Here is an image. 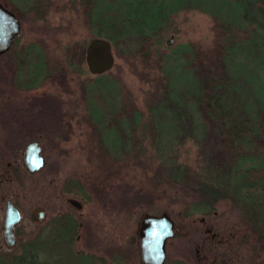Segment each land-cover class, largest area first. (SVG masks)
I'll return each mask as SVG.
<instances>
[{
  "label": "rangeland",
  "instance_id": "1",
  "mask_svg": "<svg viewBox=\"0 0 264 264\" xmlns=\"http://www.w3.org/2000/svg\"><path fill=\"white\" fill-rule=\"evenodd\" d=\"M50 1L53 11L48 21L53 22V30L48 40L43 38V45H48L52 50L55 88L64 85L57 90L65 95L63 111L66 113L64 120L67 129H57L60 126L57 122L51 132L45 129L44 134L40 133L39 142L45 158L42 170L31 177L24 175L20 181L11 180L2 186L8 196H16L21 203V230L29 232L35 226L46 230L50 217L62 211L65 204L64 197L59 193L60 186L70 181L71 185L66 186L74 190L72 187L77 181L75 185L83 191L84 195L81 196L84 197L85 205L80 212L75 211V214L82 223L90 225L86 224V230H81L75 250L91 252L101 258L104 264H141L137 256L136 234L143 214L158 216L161 212L166 213L174 226L182 228L186 236L201 237L203 227L198 223L201 215L192 214L190 219L182 215L191 200L187 197V190L196 187L199 179L196 175L199 171L203 173L200 178L213 177L219 181V177L224 176L223 173L217 176L210 172V167L218 157H225L229 152L214 141L208 128L202 138L195 130L191 137L179 139L173 147L163 140L164 128H182L183 118L171 107L176 104L179 108L190 109L188 97H183L178 91L175 94L174 89L173 96L167 100L163 98L154 105L152 97L155 94V83L152 80L160 76L161 63L151 69L145 68L135 60L134 53L127 51L123 43H118L115 48L111 47L114 63L106 72L109 81L106 82V88L98 87L102 100L92 105L96 113L89 117L79 81L91 76L83 61V49L89 38H92V33L85 29L81 15L78 16L71 9L73 7L69 0ZM191 2L193 0L185 3L189 5ZM236 3L244 4L241 1ZM247 11L251 19L259 18L256 7L252 5L247 8L241 20H246ZM213 22L212 17L201 11L191 8L179 10L175 15L169 16L165 27L157 35L160 45L152 50L158 55H167L181 44L194 45L200 50L212 49L221 37ZM245 24L247 30L241 32L239 38L248 37L249 41L246 39L237 42L236 39L229 46L231 50H237L235 53L241 52L244 55L239 56V61H242V64L237 65L239 74L243 77L246 74L261 75L263 69L256 63L261 60V37L258 30H251L252 25H248V22ZM169 39L170 45L165 46ZM39 41L40 39L37 43L42 45ZM169 67V73L175 78L174 87L193 92L195 84L189 72L184 68ZM78 70L81 71L80 74ZM110 80L115 82L116 87L110 85ZM114 88L117 90L116 94ZM133 109L141 116L140 125L134 120V116L128 121ZM157 118L166 121L160 123ZM146 119L155 124L157 122L161 129H149L148 125L142 124ZM142 126L145 128L140 129ZM98 136L101 140L105 136L116 139L115 144L123 146L120 147L122 152H117L114 159L111 157L113 153L110 156L102 153L96 143ZM124 142L128 144L124 145ZM168 150H171L170 159L166 158ZM34 207L45 210L46 216L41 225L33 226L29 222V214ZM239 208L240 206L225 200L220 201L212 209L215 215L212 216L211 212L209 224L216 221V228L223 227L224 235L237 243L239 257L242 256L244 264H264V254L259 251L258 244V251L249 254L241 246L243 240L250 248H254L256 242L253 239L255 234L241 220ZM164 244L165 261L162 264H169L168 261L172 258L177 259L181 239L173 234Z\"/></svg>",
  "mask_w": 264,
  "mask_h": 264
},
{
  "label": "trees",
  "instance_id": "2",
  "mask_svg": "<svg viewBox=\"0 0 264 264\" xmlns=\"http://www.w3.org/2000/svg\"><path fill=\"white\" fill-rule=\"evenodd\" d=\"M186 1L69 0V4L78 16L81 15L82 24L85 29L90 30L92 38L102 37L109 41L113 48L118 43H123L127 51L134 53L135 60L145 68L151 69L161 63L160 76L152 80L155 83L153 87L155 94L152 97L154 105L163 98L167 100L173 96L174 89L175 94L178 91L183 97H188L190 109L179 108L176 104L171 107L183 118V124L181 129L164 128L163 140L166 143L173 147L179 139L191 137L195 130L202 138L208 128L214 141L229 152L227 156L221 157L222 159L218 157L216 163L210 167V172L217 176L223 173L224 176L219 177V181L213 177L202 179L200 178L203 175L202 171L198 172L196 187L187 190L189 192L187 197L191 200L182 211L184 218L190 219L192 214L210 212L224 200L238 205L241 220L246 222L251 233L255 234L254 245L258 244L260 252L264 254V0H237L244 2L239 5L236 0H193L189 5L185 3ZM252 5L256 7L259 18L251 19L247 11L246 20H241L247 8ZM190 8L213 18V23L221 36L215 42L216 45L212 49L200 50L194 45L181 44L167 55L162 53L158 55L152 48L159 47L157 35L165 27L169 16L175 15L179 10ZM245 22L253 26L252 31L258 30L261 37L259 40L261 60L256 62L263 69L261 75L246 74L243 77L239 74L237 65L242 64L239 56L244 55L241 52L235 53L237 50H231L229 46L230 42L236 39L237 42L246 39L249 41L248 37L239 38L241 32L247 30ZM169 66L184 68L189 72L195 84L193 92L186 88L179 90L178 86L174 87L175 78L169 73ZM78 73L81 71L78 70ZM108 79L106 73H101L91 74L79 81L89 117L96 113L92 105L102 100L98 87L106 88ZM110 82L112 87H116L114 81ZM113 90L116 94V88ZM154 105L153 108H156ZM57 113L55 109L56 123L61 119H58ZM132 116L140 125L139 112L133 109L128 121ZM157 121L161 123L166 120L157 118ZM153 123L146 119L142 124L148 125L149 129H161L157 122ZM130 130L128 131L131 132ZM115 141L117 140L109 139L107 136L101 140L98 136L96 143L102 153L108 156L113 153L111 157L114 159L117 152H122L123 147L116 145ZM127 144L128 142H124V145ZM170 151L168 150L167 159H170ZM60 231L56 239L64 241L67 235H64V230ZM70 231L72 237L73 229ZM46 238L40 237L35 244L38 255L34 260L17 261L15 264H49ZM67 251L64 252L65 258H71L69 260L74 258L78 260L76 264H85L80 256H74L71 251ZM65 263L67 264V261ZM168 263L179 264L178 260L173 258Z\"/></svg>",
  "mask_w": 264,
  "mask_h": 264
},
{
  "label": "flooded vegetation",
  "instance_id": "3",
  "mask_svg": "<svg viewBox=\"0 0 264 264\" xmlns=\"http://www.w3.org/2000/svg\"><path fill=\"white\" fill-rule=\"evenodd\" d=\"M0 8L13 18V21L5 19L0 28V264L34 260L38 255L35 244L40 237L45 236L48 239L49 264H66V261L67 264H76L78 260L65 258L66 250L71 251L74 256H80L85 264H104L101 258H97L91 252L75 250L80 240L81 230L86 224L90 225L82 223L75 214V211L80 212L85 205L84 197L81 196L83 191L75 185L77 181L73 180V186H76L74 190L67 187L70 181L60 186L59 193L64 197L65 203L62 211L50 217L46 230L38 229L36 226L35 229H30L31 236L29 232L20 228L23 219L20 211L21 203L15 198L16 196H8L6 190L2 189V186L11 180L20 181L22 176L31 177L42 170L45 158L41 142H39V134H44L45 129L51 132V128H55V109L58 111V117L61 118L58 123L60 126L56 128L67 129V127L64 120L66 113L63 111L65 95L57 90L64 85L55 88V75L52 73L54 63L51 62L52 50L48 45H43L53 30V22L49 20L50 24L48 21L53 11L52 2L50 0H0ZM39 39L42 45L37 43ZM31 142L39 147L38 155L42 156L43 165L38 171L30 173L24 168L22 156L26 146ZM7 203L19 215L18 221L13 223L9 230L12 235L9 247L3 241L2 231L4 209ZM211 212L214 216L213 210L195 214L201 215L198 219L199 225L203 227L201 237L186 236L182 228L178 229L175 226L173 233L181 239L177 253L179 264H244L242 256L239 257L237 243L230 241L231 238L224 235L223 227L216 228L218 226L214 223L216 221L209 224ZM29 222L34 226V224L41 225L44 221L38 223L29 219ZM66 226L73 229L72 237L70 229ZM61 229L65 231L64 235H67L64 241L56 239ZM241 246L246 254L258 251L256 245L250 248L244 240ZM255 254L259 255V253Z\"/></svg>",
  "mask_w": 264,
  "mask_h": 264
},
{
  "label": "water",
  "instance_id": "4",
  "mask_svg": "<svg viewBox=\"0 0 264 264\" xmlns=\"http://www.w3.org/2000/svg\"><path fill=\"white\" fill-rule=\"evenodd\" d=\"M12 16L0 8V28L4 20ZM6 22V21H5ZM171 39V38H170ZM166 41L170 45L171 40ZM111 43L102 37L90 38L84 49V63L86 71L90 74L99 75L106 73L113 66L114 59L111 49ZM37 144L31 142L24 150V168L28 172L38 171L43 165L42 156H39L40 149ZM71 203H73L71 201ZM3 219V238L8 247L11 245L12 235L9 230L13 223L17 222L19 215L13 207L7 203ZM45 211L41 208H34L30 214V221L42 223L44 221ZM175 226L166 213H160L158 216L153 214H143L140 216L137 229V248L138 257L141 264H161L164 261V243L174 234Z\"/></svg>",
  "mask_w": 264,
  "mask_h": 264
}]
</instances>
